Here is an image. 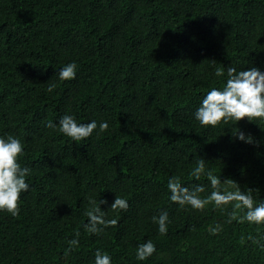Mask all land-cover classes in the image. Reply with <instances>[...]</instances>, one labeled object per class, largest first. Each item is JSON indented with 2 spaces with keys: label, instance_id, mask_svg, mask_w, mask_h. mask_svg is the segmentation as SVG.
Instances as JSON below:
<instances>
[{
  "label": "trees",
  "instance_id": "16d2710c",
  "mask_svg": "<svg viewBox=\"0 0 264 264\" xmlns=\"http://www.w3.org/2000/svg\"><path fill=\"white\" fill-rule=\"evenodd\" d=\"M73 62L75 78L60 80ZM228 67L264 73V0H0V138L20 140L17 162L30 169L19 214L0 210V264H95L97 250L111 264H264V248L247 240L264 225L228 223L231 204L181 207L167 187L177 176L210 195L207 175L191 176L204 159L221 191L234 190L231 179L264 202V119H195ZM65 115L97 129L75 142L59 130ZM116 197L126 211L111 209ZM89 198L107 202L115 227L85 230ZM165 211L161 235L152 218ZM148 241L155 253L138 260Z\"/></svg>",
  "mask_w": 264,
  "mask_h": 264
},
{
  "label": "clouds",
  "instance_id": "9594fccd",
  "mask_svg": "<svg viewBox=\"0 0 264 264\" xmlns=\"http://www.w3.org/2000/svg\"><path fill=\"white\" fill-rule=\"evenodd\" d=\"M77 65L69 63L64 66L58 73L59 79L62 81H70L75 78ZM224 70L217 68L215 75L217 77L224 76ZM227 81L222 90L213 88L202 100L200 107L195 112V119L203 126L216 127L222 122L228 124L230 121H240L247 118L249 121L255 119H264V73L253 67L247 71H237L235 67L227 68ZM55 85H51L48 89L51 92ZM47 127L55 128L56 125L49 122ZM109 125L102 122L99 125V131L105 132ZM97 129V122L92 121L87 124H78L74 117L65 115L59 120V130L73 141L79 142L90 137L94 130ZM239 140L252 143L253 138L247 137L243 132L237 131L235 134ZM23 153V145L20 140L8 136L7 139L0 138V210L7 211L12 216L19 214V202L22 192L29 190V184L26 183L25 177L30 175V169L21 167L17 162V158ZM207 175L213 191L206 198L201 197V193L205 192L203 185H194L191 189L184 186L180 178L173 176L169 179L167 187L171 193L170 200L173 203L184 207L190 205L193 209L204 211L209 204H214L217 208L231 204L233 211L229 216L228 223L237 220L240 223L248 222L249 224L264 225V202L257 203L252 195L253 189L249 188L246 192L241 191L239 184L231 179L223 181L229 188L221 191L220 176L214 175L212 171L206 172L205 160L197 161V166L191 171V176L196 180H200L202 175ZM258 191V190H257ZM88 203L91 207L86 211L89 218L85 225L88 233L99 235L108 227H115L118 223L117 219H107L99 205L107 203L106 201L97 202L95 199L89 198ZM128 202L116 197L111 204L113 211L128 209ZM240 213H243L241 215ZM153 222L157 223L161 235L167 234V225L169 223L168 213L161 212L158 217H153ZM222 231L220 225L211 229L212 234H218ZM76 237L80 233L76 232ZM242 240L244 237L241 238ZM248 241L252 244L259 245L264 248L261 240L264 236L257 234L249 235ZM79 245L78 239L69 241V249L65 250V255L69 254L71 249ZM156 247L148 241L139 245L136 251L138 260H145L155 253ZM95 264H111V257L102 254L97 250L95 254Z\"/></svg>",
  "mask_w": 264,
  "mask_h": 264
}]
</instances>
